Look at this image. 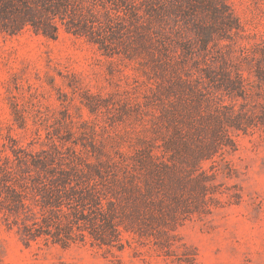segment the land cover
Here are the masks:
<instances>
[{
    "label": "rangeland",
    "instance_id": "obj_1",
    "mask_svg": "<svg viewBox=\"0 0 264 264\" xmlns=\"http://www.w3.org/2000/svg\"><path fill=\"white\" fill-rule=\"evenodd\" d=\"M63 21L0 32V264H264V0H70ZM79 157L136 174L107 191L120 234L29 237L46 169Z\"/></svg>",
    "mask_w": 264,
    "mask_h": 264
},
{
    "label": "trees",
    "instance_id": "obj_2",
    "mask_svg": "<svg viewBox=\"0 0 264 264\" xmlns=\"http://www.w3.org/2000/svg\"><path fill=\"white\" fill-rule=\"evenodd\" d=\"M30 1L24 15L22 10H19V6L13 11V14H16L13 17L24 21L23 24L15 26L0 24V32L17 33L31 24L37 33L50 36L58 33L57 18L64 22L70 0ZM8 5L14 6L11 0H0V21L2 18L10 17ZM71 30L82 33L89 31L90 27L87 24L73 22ZM225 118L226 120L222 121L219 128L223 133L228 131L227 123L233 125L240 121L239 116L233 117L225 114ZM152 158L153 154L147 152L146 156L140 157L133 166L136 172L144 174L143 181L147 190L153 188V179L158 174V171L149 165ZM40 163L46 165L51 162L41 160ZM80 164H84V167ZM117 166L111 163L106 165L102 161L95 165L79 157V162L70 161L69 168H47L44 173L48 181L45 183L46 198H44L41 213L33 224L25 225L26 235L31 238L46 235L52 237L55 242L68 244L72 240H84L87 236L86 231H88L96 240L111 243L112 237L120 234L119 225L121 223L111 208L114 201L111 200L107 191H112L115 186H120L125 190L128 187L141 189V185L135 178L136 174L131 173L127 168L124 176L121 177ZM109 180L113 182L112 186L107 185Z\"/></svg>",
    "mask_w": 264,
    "mask_h": 264
}]
</instances>
